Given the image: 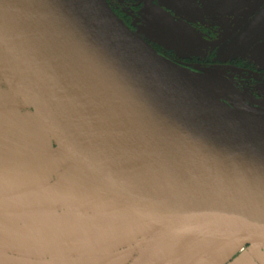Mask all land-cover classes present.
Wrapping results in <instances>:
<instances>
[{
	"label": "water",
	"instance_id": "1",
	"mask_svg": "<svg viewBox=\"0 0 264 264\" xmlns=\"http://www.w3.org/2000/svg\"><path fill=\"white\" fill-rule=\"evenodd\" d=\"M212 75L157 55L104 0H0L9 105L0 109V189H35L0 208L109 205L29 218L76 233L41 258L138 244L137 264H201L224 249L222 264L246 245L264 264V107L246 106L223 80L213 89L231 106L211 97L201 86ZM0 236L14 247L0 250L9 264L104 261H35L25 251L45 247L33 236L11 227ZM189 239L198 241L178 252Z\"/></svg>",
	"mask_w": 264,
	"mask_h": 264
},
{
	"label": "flooded vegetation",
	"instance_id": "2",
	"mask_svg": "<svg viewBox=\"0 0 264 264\" xmlns=\"http://www.w3.org/2000/svg\"><path fill=\"white\" fill-rule=\"evenodd\" d=\"M117 19L135 36L147 44L157 55L165 60L192 72L208 71L230 80L235 86L236 95L246 106L264 107V0H104ZM153 14L149 19L147 13ZM235 82V83H234ZM246 94L251 96L250 101ZM7 89L0 81V109L6 108ZM2 114L3 112L0 111ZM8 113V112H4ZM28 111H19L22 120ZM58 177V176H57ZM54 177L50 185L57 179ZM30 182L7 186L0 189V201H5L33 191L24 189L11 195L12 191L29 185ZM50 202L44 208L4 211L0 208V231L19 229L37 240L43 251H25L35 261H74L82 258H101L100 264H137L145 255L143 246H124L106 254L58 256L44 258L49 254L47 247L63 242L74 243L76 233L64 231L57 225L29 222L38 215L78 214L93 216L97 211L109 208L106 203L85 204L81 207L59 205ZM119 210V209H117ZM116 211V209L114 210ZM29 220V221H27ZM37 237V238H36ZM2 252H14L11 242L1 239ZM75 238V239H74ZM39 239V240H38ZM139 240L144 243L148 240ZM39 241V242H38ZM198 239L187 240L177 251H183ZM40 243V244H38ZM248 246L228 257L222 264H259L249 256ZM224 249L216 250L206 256L201 264H217ZM58 254V255H57ZM44 256L43 258H41ZM201 261V260H200ZM198 261L189 264H197ZM0 264H9L0 259Z\"/></svg>",
	"mask_w": 264,
	"mask_h": 264
},
{
	"label": "rangeland",
	"instance_id": "3",
	"mask_svg": "<svg viewBox=\"0 0 264 264\" xmlns=\"http://www.w3.org/2000/svg\"><path fill=\"white\" fill-rule=\"evenodd\" d=\"M148 14V16H149V19H151L152 18V16H153V14H152V12L151 13H147ZM203 73H210V72H208V71H202ZM213 75H217V76H220L221 77V75H218V74H213ZM223 79V81L229 86V87H231L234 91H235V86H234V84L233 83H231L230 82V80H233V78L232 79H230V80H228V79H226V78H222ZM235 83V82H234ZM8 90V89H7ZM214 93V95H215V98L217 97V98H220V101L221 102H223V103H225L226 105H228V106H231V104L230 103H228L229 101H230V99H229V97L228 96H226V95H224V96H220L219 94H217L216 92H213ZM236 95H239V93H237L236 91H235V96ZM246 97L250 100V101H253V99L251 98V96H249V95H247L246 94ZM232 102V101H231ZM258 106H264V104L262 103V104H258ZM256 108H258V107H256ZM13 114L15 115V117H16V119L18 120V118H19V114H17V113H12V115H11V113H10V117L11 116H13ZM4 116V117H3ZM5 116H7V114H5V115H0V119H4L5 118ZM20 119V118H19ZM3 129H4V127H3V125H1L0 124V130L1 131H3ZM3 133L4 134H7V132L6 131H3ZM31 192H35V189L33 188V191H31ZM31 192H27V193H31ZM27 193H23L22 195H25V194H27ZM19 195H16V197H18ZM240 250V249H239ZM238 250V251H239Z\"/></svg>",
	"mask_w": 264,
	"mask_h": 264
},
{
	"label": "bare ground",
	"instance_id": "4",
	"mask_svg": "<svg viewBox=\"0 0 264 264\" xmlns=\"http://www.w3.org/2000/svg\"><path fill=\"white\" fill-rule=\"evenodd\" d=\"M220 80H223L222 77L217 76V75H212L210 81L208 82V86H201V89L204 90L207 94H209L211 97L215 98V95L213 92L219 93L218 91H216L217 89H213L215 83H219ZM229 85V84H228ZM220 96H224L222 95V93H219Z\"/></svg>",
	"mask_w": 264,
	"mask_h": 264
}]
</instances>
